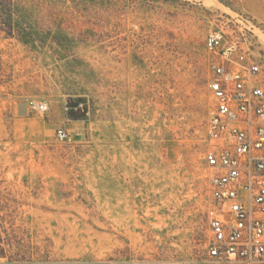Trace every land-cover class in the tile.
Wrapping results in <instances>:
<instances>
[{
	"label": "rangeland",
	"instance_id": "obj_1",
	"mask_svg": "<svg viewBox=\"0 0 264 264\" xmlns=\"http://www.w3.org/2000/svg\"><path fill=\"white\" fill-rule=\"evenodd\" d=\"M215 31L264 0H0V264H256L207 254Z\"/></svg>",
	"mask_w": 264,
	"mask_h": 264
},
{
	"label": "built area",
	"instance_id": "obj_2",
	"mask_svg": "<svg viewBox=\"0 0 264 264\" xmlns=\"http://www.w3.org/2000/svg\"><path fill=\"white\" fill-rule=\"evenodd\" d=\"M231 35V34H230ZM210 33L209 88L215 100L204 138L210 195L208 258L217 263L264 264V50L251 42ZM31 113L50 110L46 100L26 102ZM56 137L71 143L64 128Z\"/></svg>",
	"mask_w": 264,
	"mask_h": 264
},
{
	"label": "crops",
	"instance_id": "obj_3",
	"mask_svg": "<svg viewBox=\"0 0 264 264\" xmlns=\"http://www.w3.org/2000/svg\"><path fill=\"white\" fill-rule=\"evenodd\" d=\"M28 108L27 106L23 105L20 106L17 110V113L21 116V117H26V115L28 114Z\"/></svg>",
	"mask_w": 264,
	"mask_h": 264
}]
</instances>
